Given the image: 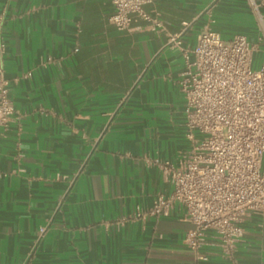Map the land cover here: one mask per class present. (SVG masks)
<instances>
[{
	"label": "crops",
	"instance_id": "crops-1",
	"mask_svg": "<svg viewBox=\"0 0 264 264\" xmlns=\"http://www.w3.org/2000/svg\"><path fill=\"white\" fill-rule=\"evenodd\" d=\"M261 1V0H255ZM160 26L119 30L110 0H0V61L15 111L0 126V264H264V213L233 254L209 230L196 260L175 206L137 218L171 184L160 162L188 147L180 47L204 26L264 38L249 0H154ZM264 14V4L260 6ZM180 33V46L169 45ZM264 169V156L262 160Z\"/></svg>",
	"mask_w": 264,
	"mask_h": 264
},
{
	"label": "built area",
	"instance_id": "built-area-1",
	"mask_svg": "<svg viewBox=\"0 0 264 264\" xmlns=\"http://www.w3.org/2000/svg\"><path fill=\"white\" fill-rule=\"evenodd\" d=\"M154 0H110L114 11L108 21L129 30L142 20L160 26L156 14L147 12ZM261 38H264V0H249ZM259 41L236 33L224 39L208 26L201 28L192 46L180 47L184 66L177 80L184 97V136L188 147L175 162H160L171 191L157 194L146 208L137 207V218L166 217L175 206L192 224L184 242L196 260L209 230L220 251L230 257L243 235L241 222L251 213H264V60L253 64ZM167 44L180 46V33ZM4 43L0 40V58ZM15 111L9 82L0 61V126ZM196 264V263H195Z\"/></svg>",
	"mask_w": 264,
	"mask_h": 264
}]
</instances>
